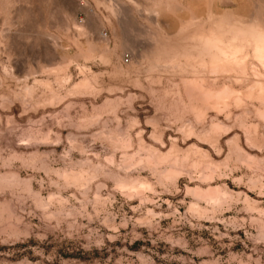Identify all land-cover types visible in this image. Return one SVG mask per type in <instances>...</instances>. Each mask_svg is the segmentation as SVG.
Masks as SVG:
<instances>
[{"label": "clouds", "instance_id": "9594fccd", "mask_svg": "<svg viewBox=\"0 0 264 264\" xmlns=\"http://www.w3.org/2000/svg\"><path fill=\"white\" fill-rule=\"evenodd\" d=\"M77 3L0 0V264H264V0Z\"/></svg>", "mask_w": 264, "mask_h": 264}, {"label": "rangeland", "instance_id": "374dc122", "mask_svg": "<svg viewBox=\"0 0 264 264\" xmlns=\"http://www.w3.org/2000/svg\"><path fill=\"white\" fill-rule=\"evenodd\" d=\"M54 7L62 8L64 11H67L70 15L80 17L83 15V12L80 10L77 0H55ZM34 12L39 14L40 10L38 7L34 8ZM43 19L41 14V20ZM34 30V26H26L23 30L24 32H31ZM122 36L125 40L131 41V37L128 35L127 26H124V29L122 31ZM13 45L15 48H23L22 41H17L16 37H13ZM48 50L50 51V45L47 41H41L40 49L36 50L34 48L29 47L27 49V54L32 56L33 58H42L44 55V52ZM18 71H20L19 66H17ZM134 247H139V244L135 245ZM65 258L68 259H77L81 261V264H88V259L85 254L83 253H71V252H65L64 253Z\"/></svg>", "mask_w": 264, "mask_h": 264}]
</instances>
